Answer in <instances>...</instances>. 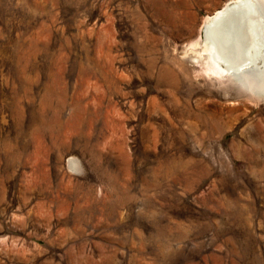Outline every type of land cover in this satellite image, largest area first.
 Here are the masks:
<instances>
[{
    "label": "rangeland",
    "instance_id": "rangeland-1",
    "mask_svg": "<svg viewBox=\"0 0 264 264\" xmlns=\"http://www.w3.org/2000/svg\"><path fill=\"white\" fill-rule=\"evenodd\" d=\"M226 2L0 0V264H264V94L189 49Z\"/></svg>",
    "mask_w": 264,
    "mask_h": 264
},
{
    "label": "bare ground",
    "instance_id": "bare-ground-1",
    "mask_svg": "<svg viewBox=\"0 0 264 264\" xmlns=\"http://www.w3.org/2000/svg\"><path fill=\"white\" fill-rule=\"evenodd\" d=\"M189 49L220 85L247 97L264 94V0L226 2L206 16L203 34Z\"/></svg>",
    "mask_w": 264,
    "mask_h": 264
}]
</instances>
